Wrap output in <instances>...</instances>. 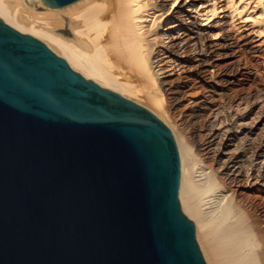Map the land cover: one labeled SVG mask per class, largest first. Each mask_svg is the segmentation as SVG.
<instances>
[{
	"label": "water",
	"instance_id": "water-1",
	"mask_svg": "<svg viewBox=\"0 0 264 264\" xmlns=\"http://www.w3.org/2000/svg\"><path fill=\"white\" fill-rule=\"evenodd\" d=\"M181 178L154 112L0 17V264H207Z\"/></svg>",
	"mask_w": 264,
	"mask_h": 264
},
{
	"label": "bare ground",
	"instance_id": "bare-ground-1",
	"mask_svg": "<svg viewBox=\"0 0 264 264\" xmlns=\"http://www.w3.org/2000/svg\"><path fill=\"white\" fill-rule=\"evenodd\" d=\"M0 17L148 101L177 140L207 263L264 264V0H0Z\"/></svg>",
	"mask_w": 264,
	"mask_h": 264
},
{
	"label": "rangeland",
	"instance_id": "rangeland-1",
	"mask_svg": "<svg viewBox=\"0 0 264 264\" xmlns=\"http://www.w3.org/2000/svg\"><path fill=\"white\" fill-rule=\"evenodd\" d=\"M38 9L39 10H44V8H43V6L42 5H38ZM8 24V23H7ZM10 25V24H9ZM10 26H12V25H10ZM13 28H15L14 26H12ZM15 29H17V28H15ZM17 30H19V29H17ZM20 31V30H19ZM20 32H22V31H20ZM24 33V32H23ZM25 34H28V33H25ZM34 36V35H33ZM36 37V36H35ZM36 38H38V37H36ZM40 39V38H39ZM40 40H42V39H40ZM43 41V40H42ZM44 42V41H43ZM45 43V42H44ZM46 44V43H45ZM48 46V45H47ZM49 47V46H48ZM50 48V47H49ZM51 49V48H50ZM51 50H53V49H51ZM54 51V50H53ZM55 52V51H54ZM56 53V52H55ZM58 56H60V57H62L61 55H59L58 53H56ZM64 58V57H63ZM65 59V58H64ZM69 63V62H68ZM75 70V69H74ZM75 71H77V70H75ZM77 72H79V71H77ZM80 73V72H79ZM126 98H128V99H131V100H133V101H135L136 103H138V104H140V105H142V106H144V107H146V108H148V109H150L152 112H154L153 111V108L151 107V105H150V103L148 102V101H145V100H139V99H136V98H129V97H126ZM137 100V101H136ZM160 118V117H159ZM161 120H162V118H160ZM163 121V120H162ZM164 122V121H163ZM165 124H166V122H164ZM167 125V124H166ZM169 128H170V126L169 125H167ZM171 129V128H170ZM172 130V129H171ZM173 132V131H172ZM174 134V133H173ZM176 139V138H175ZM177 141V140H176ZM178 144V143H177ZM180 151V150H179ZM181 165H182V161H181ZM180 202H181V198H180ZM181 206H182V203H181ZM183 207V206H182ZM182 210H183V208H182ZM184 212V211H183ZM185 213V212H184ZM186 214V213H185ZM187 215V214H186ZM188 216V215H187ZM189 217V216H188ZM190 218V217H189ZM194 223H195V221L192 219V218H190ZM196 224V223H195ZM197 241H198V239H197ZM199 243V242H198ZM200 245V244H199ZM201 247V246H200ZM202 250V249H201ZM203 252V251H202ZM203 256H204V254H203ZM205 261H206V263H207V260H206V258H205ZM208 264V263H207Z\"/></svg>",
	"mask_w": 264,
	"mask_h": 264
}]
</instances>
